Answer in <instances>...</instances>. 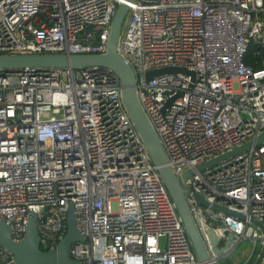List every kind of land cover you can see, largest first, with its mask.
I'll return each instance as SVG.
<instances>
[{
  "label": "built area",
  "instance_id": "built-area-1",
  "mask_svg": "<svg viewBox=\"0 0 264 264\" xmlns=\"http://www.w3.org/2000/svg\"><path fill=\"white\" fill-rule=\"evenodd\" d=\"M126 4L118 53L210 262L249 241L244 264H254L264 246V144L197 168L264 134V0H0V56L106 55ZM164 69L179 71L147 79ZM71 205L86 237L71 250L80 264H203L116 74L0 70V221L21 243L36 214L40 248L51 251L68 233ZM205 222L220 248L235 237L222 259ZM0 264H17L1 245Z\"/></svg>",
  "mask_w": 264,
  "mask_h": 264
},
{
  "label": "water",
  "instance_id": "water-1",
  "mask_svg": "<svg viewBox=\"0 0 264 264\" xmlns=\"http://www.w3.org/2000/svg\"><path fill=\"white\" fill-rule=\"evenodd\" d=\"M135 0H128L133 3ZM129 12V6L122 5L118 8L111 27V35L109 40L108 52L103 56L81 55V56H0V70L5 71H22L32 69H66L74 70H92L95 68L107 69L116 74L120 80L122 87V97L124 106L140 134L153 164L158 168L159 174L164 180L168 191L177 205L178 212L183 219L187 234L193 244L194 251L203 264H212L210 255L204 244L202 235L190 213L185 190L181 185V178L176 176L173 170L168 166V158L166 152L157 136L152 124L145 114L137 95V79L132 67L119 55L118 47L122 37L123 26ZM176 69H164L151 71L147 74V79L152 80L166 73L177 72ZM264 144V134L255 142H249L244 146L227 153L217 159L209 161L197 168L198 172H204L230 158L249 151L254 146ZM194 171L187 172L183 178L194 176ZM199 204L209 206L206 200L196 195ZM213 209L220 210L217 207ZM228 213L226 210H223ZM241 219H245L239 215ZM207 238L212 251L219 259H222L228 250L232 247L235 237L231 235L227 244L220 248L221 239L216 229L204 223ZM86 241L77 227L76 214L71 205L68 212V233L64 240L55 250L42 251L39 244L38 217L33 214L28 221L26 229V238L21 243H15L12 238L11 228L4 222L0 221V245L10 253L16 256L17 264H80L71 258V250L73 245ZM264 263V246L254 264Z\"/></svg>",
  "mask_w": 264,
  "mask_h": 264
},
{
  "label": "rangeland",
  "instance_id": "rangeland-1",
  "mask_svg": "<svg viewBox=\"0 0 264 264\" xmlns=\"http://www.w3.org/2000/svg\"><path fill=\"white\" fill-rule=\"evenodd\" d=\"M251 248L252 244L249 241H245L229 257L221 260L219 264H244Z\"/></svg>",
  "mask_w": 264,
  "mask_h": 264
},
{
  "label": "trees",
  "instance_id": "trees-1",
  "mask_svg": "<svg viewBox=\"0 0 264 264\" xmlns=\"http://www.w3.org/2000/svg\"><path fill=\"white\" fill-rule=\"evenodd\" d=\"M248 64L252 63V61L250 60L249 62H247Z\"/></svg>",
  "mask_w": 264,
  "mask_h": 264
}]
</instances>
